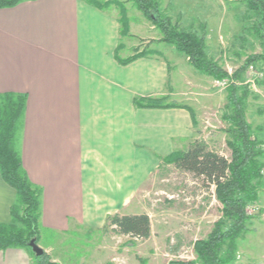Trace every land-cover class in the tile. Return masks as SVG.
I'll return each instance as SVG.
<instances>
[{"label": "crops", "instance_id": "crops-1", "mask_svg": "<svg viewBox=\"0 0 264 264\" xmlns=\"http://www.w3.org/2000/svg\"><path fill=\"white\" fill-rule=\"evenodd\" d=\"M106 1L0 8V98L26 97L15 147L40 189L39 241L41 228L64 234L84 226L96 202L129 200L136 171L149 172L166 148H181L193 135L187 109L135 106V97L167 96L169 62L157 48L121 63L134 56L126 44L132 23L122 35L119 7ZM16 200L0 172V223H11ZM0 264L35 259L28 248L10 247L0 250Z\"/></svg>", "mask_w": 264, "mask_h": 264}, {"label": "rangeland", "instance_id": "rangeland-1", "mask_svg": "<svg viewBox=\"0 0 264 264\" xmlns=\"http://www.w3.org/2000/svg\"><path fill=\"white\" fill-rule=\"evenodd\" d=\"M113 1L125 5L129 23H132L131 35L128 39L123 38L124 41L127 39L129 48L133 47L131 53L147 54L158 48L169 62L171 88H167L166 99L158 103L190 108L193 135L188 143L184 141L181 148H166V154L158 156L149 172L136 171L129 200L96 202L101 206L86 209L88 223L73 225L64 234L41 228L43 238L38 244L51 261L59 264L197 261L194 243L212 231L222 217V205L213 186L206 187L192 174L182 172L165 158L173 152L186 150L195 140H202L209 149L231 158L228 142L234 133L232 124L225 119V114L231 112L227 103L228 85L200 73L188 62L186 55L178 53L171 44L160 41L163 33L133 1ZM158 2L161 11L171 16L173 22H179L182 28L205 37L209 58L217 61L230 75L239 72L236 80L238 94L248 91L247 120L253 134L264 142V60L259 59L242 69L251 55H264V45L254 30L257 14L248 8L246 0ZM20 124L21 120L17 124L16 135ZM261 148L264 150V145ZM260 159L264 162V152ZM258 194V200L248 209L252 218L247 223V231L238 240L237 258L232 264H264V176ZM116 209L117 213H113ZM107 212H112L111 215L147 213L152 222L151 236L134 239L116 232L104 218ZM91 218L96 220V225H90ZM34 254L35 264H40Z\"/></svg>", "mask_w": 264, "mask_h": 264}, {"label": "trees", "instance_id": "trees-1", "mask_svg": "<svg viewBox=\"0 0 264 264\" xmlns=\"http://www.w3.org/2000/svg\"><path fill=\"white\" fill-rule=\"evenodd\" d=\"M22 1L0 0V8L12 7ZM87 1L103 6L97 0ZM130 1L163 33L162 40L174 46L178 53L186 55L188 62L200 73L220 82L228 81L227 103L231 112L225 114V119L232 124L234 133L233 139L228 142L232 150L231 158L209 149L204 141L195 140L186 150L173 152L165 159L171 160L182 172L192 174L206 187L213 186L215 196L222 205V217L212 231L206 238L194 243L197 261L178 259L171 260L169 264H232L237 258L238 240L247 231V223L252 218L248 209L258 200V188L264 176V162L260 159L264 152L261 148L264 142L253 134L246 116L248 91L238 94L236 80L239 72L230 75L217 61L209 58L205 37L182 28L179 22H173L171 16L161 11L158 0ZM105 3H114L120 8L121 33L126 35L129 31V18L125 5L113 0ZM246 4L257 14L254 30L264 45V0H246ZM145 54L142 52L125 60L119 58V61L127 64ZM259 59L264 60V55H251L242 69ZM166 97H135L134 103L139 108L179 107L190 110L188 107L160 105L158 102ZM25 103L26 97L23 95L5 94L0 98V172L4 181L17 192V200L11 207V223H0V250L25 247L32 252L30 241L33 238L39 241L40 189L30 182L15 147L17 124L24 113ZM107 223L116 232L134 239H147L152 234V222L147 213L109 215ZM36 258L40 264H59L51 261L46 252Z\"/></svg>", "mask_w": 264, "mask_h": 264}, {"label": "water", "instance_id": "water-1", "mask_svg": "<svg viewBox=\"0 0 264 264\" xmlns=\"http://www.w3.org/2000/svg\"><path fill=\"white\" fill-rule=\"evenodd\" d=\"M30 247L32 248V251L35 253L37 257L43 256L45 253V250L38 244L37 238H33L30 243Z\"/></svg>", "mask_w": 264, "mask_h": 264}, {"label": "built area", "instance_id": "built-area-1", "mask_svg": "<svg viewBox=\"0 0 264 264\" xmlns=\"http://www.w3.org/2000/svg\"><path fill=\"white\" fill-rule=\"evenodd\" d=\"M221 83H222V84H224V85H225V84H227V83H226V82H224V81H223V82H221Z\"/></svg>", "mask_w": 264, "mask_h": 264}]
</instances>
